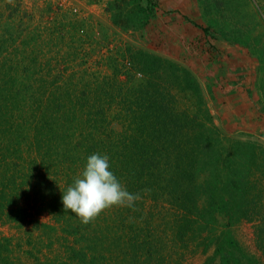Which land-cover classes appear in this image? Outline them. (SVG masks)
Wrapping results in <instances>:
<instances>
[{"label": "trees", "instance_id": "obj_1", "mask_svg": "<svg viewBox=\"0 0 264 264\" xmlns=\"http://www.w3.org/2000/svg\"><path fill=\"white\" fill-rule=\"evenodd\" d=\"M206 1L198 0L199 5H206ZM130 2L133 12H125L124 20L143 26L153 10L141 5L139 0ZM113 7L118 9L120 4L115 3ZM119 15L118 12L111 14L113 23H116ZM7 16L11 22H5V31L0 33V53L3 47L9 46L5 37L9 39L8 43L17 36L30 38L24 26L13 27L12 15ZM212 24L209 20L204 29H211ZM218 33L229 43L248 45L246 38L237 34L229 36L232 33L223 28H219ZM25 39L23 45L28 43ZM26 48L23 47L21 53L27 52ZM135 53L137 58H134V68L139 72V77L124 70L125 79L120 80L117 78L118 69L109 81L98 80L95 86L77 91L81 88L78 83L86 79L69 76L64 78L65 85L62 88L66 89V93L55 94V91L46 88L45 82L49 81L46 75L39 77L43 68L38 65V69L32 61L33 64L24 68L30 70L29 74H33L34 79L28 80L27 86L21 88L18 94L16 88L12 91L18 85L15 80H12L5 94L0 87V138L3 136L8 141L5 148L9 150L0 157V164H4L0 170V220L21 219L26 214L27 206L19 202L23 195L24 198H46L48 206L52 205L54 198L62 197V192L80 174L87 157L99 153L109 157L110 170L129 192L135 191L141 198L147 193L150 199L146 197V201L148 198L154 203L160 202L158 205L162 208L166 205L172 208L169 212L167 207L163 208L166 214L162 217L172 235L169 237L171 245L166 243L172 253L165 250L162 244L164 237L152 236V211L149 210L145 216V222L150 221L144 231L139 224L127 225L125 210H122L118 221L104 210L101 212L103 221L96 220L93 225H84L86 231L82 224L76 222L67 230L76 236L75 242L83 240L88 243L86 256L88 251H95V255L84 259L83 263L108 264L106 262L115 253L118 264H177L190 248L194 250L195 245H202L203 252L213 248L203 264H213L214 260H217V264H257V257L242 249L229 227L242 217L252 220L256 213L260 215L264 211L260 194L262 190L255 193L251 181L253 173L264 167V155L256 153L255 143L239 139H233L227 149L219 146L212 152L208 151L211 144L208 145L207 140L202 138L200 129L199 133L187 134L189 125L175 118L185 116H179L174 102L177 100V86L186 81L187 85L191 82L194 88V77L173 61L147 51ZM258 56L260 61L262 56L260 53ZM0 62L3 64V59ZM10 66H15L14 62ZM69 90H73L74 95L63 102ZM117 98L121 108L117 114H112L108 107ZM96 100L102 102L90 115L89 106H93L91 103ZM32 106L39 111L37 118L45 125L30 139L29 129L40 126L34 118L36 111ZM49 109L54 111L53 115ZM107 114L111 120H108ZM71 117H77L79 124H71ZM185 118L189 119L187 115ZM116 119L121 121L120 127L126 121L131 123L124 125L120 131L117 129L118 123L114 121ZM133 123L137 132L130 133L128 129ZM159 131H164L167 147L162 156L153 153L150 157L147 149L153 151L159 144L163 146L162 141L158 143L159 139L152 138V134L157 132L158 136ZM27 156L30 161L28 170L27 166L20 165L19 160ZM41 170L57 171L66 180L63 185L56 186L58 182L48 178L47 173ZM206 170L210 176L201 179ZM21 184L30 185L27 193L26 186L19 187ZM142 207L141 202L135 203V209L141 215L145 214L139 211ZM124 209L127 212L130 208ZM114 223L121 226L120 233L112 231ZM256 228V242L264 254V218L261 223H257ZM132 253L137 258L131 263L128 258Z\"/></svg>", "mask_w": 264, "mask_h": 264}, {"label": "rangeland", "instance_id": "obj_2", "mask_svg": "<svg viewBox=\"0 0 264 264\" xmlns=\"http://www.w3.org/2000/svg\"><path fill=\"white\" fill-rule=\"evenodd\" d=\"M139 2L153 10V14L143 26L133 25L132 21L124 20L125 12H133L130 9V0H0V33L5 31L4 25L11 22L7 16L11 14L13 27L24 26L30 36L27 39L17 36L11 43H8L9 39L3 36L9 45L7 48L3 47L0 53V59H3V64L0 62L2 70L0 87L3 94L11 87L12 80L18 83L12 89L13 91L16 88L18 94L21 88L27 86L28 80L34 79L33 74H29L30 70L24 68V66L29 67L33 62L37 64L38 69L40 68L38 65L43 68V71L39 72V77L46 75L45 78L49 80L45 82L46 88L55 91V94L66 93V89L62 88L65 85L64 78L69 76L86 79L78 83V87L81 86V88L77 91L95 86L98 80L109 81L118 69L120 72L117 73V78L120 80L125 79L124 70L139 77V72L134 68L137 58L135 52L147 51L187 69L196 81L194 88L191 87V82L187 85L186 81L177 86V100L174 101L179 110V116L187 115L189 118L175 117L179 118L180 122L183 121V124L189 125L187 134L199 133L200 129L202 138L207 140L208 145L211 144L212 149L208 147V151L211 152L219 146L221 149H227L233 139L250 141L255 143L256 153L263 156L264 130L255 133L235 132L233 124L225 120L230 115L225 109L230 106L226 105L225 97L221 98L219 89L215 88L216 91H214L211 87L215 81L212 82L209 71L213 62L217 60L214 55L208 53L219 50L216 46L219 40L226 42L218 33L219 28L231 32L229 36L237 34L246 38L248 45L238 44V46L242 50L241 59L243 62L246 61L247 67L243 63L237 71H240V75L243 72L241 79L250 83V86L256 90L255 93H258L259 97H256L258 114L259 117L260 114L264 116V0H207L206 5H199L198 0H139ZM115 3L120 4L118 9L113 7ZM108 7L120 14L116 23L112 22L111 17L114 12ZM209 20L213 22L211 29H204ZM16 31L15 29V33ZM23 39L28 40L26 45H23ZM25 46H27V52L21 53ZM14 49L17 51H13ZM258 53L262 56L260 61ZM13 62L15 66H10ZM179 76L182 77V75ZM21 78L26 79L20 80ZM216 81L218 83L219 79ZM60 90L61 93H59ZM72 95H74L73 90H69V95H65L62 101H67ZM97 97L100 98L98 95ZM101 102L96 100L91 103L93 106H89L90 115L95 107H100ZM32 108L35 107L32 106ZM108 108L111 109L112 114H117L121 108L118 98ZM34 110L36 111L34 118L38 120L40 126L36 128L37 130L29 129L28 138L30 139H33L37 131H41L42 126L45 125V122L37 118L39 111L36 108ZM48 111L51 115L54 114L52 109ZM107 117L109 120L110 115L107 114ZM114 121L118 123L117 129L120 131L123 130L124 125L131 123L126 121L120 127L121 121L119 119ZM69 122L76 126L79 124V119L71 117ZM134 126V123L130 125L128 129L130 133L137 132V127L134 129ZM157 132L152 134V138L159 139L158 143L162 141L163 146L159 144L153 151L147 149L150 157L154 154L162 156L167 147L164 131H159L158 136ZM6 143L8 141H5L2 136L0 157L5 156L9 151L5 148ZM10 153L12 154L11 150ZM34 155L30 154V156ZM19 160L20 165L27 166V170L30 168L28 156ZM3 166L4 164H0V170ZM41 171L47 173L48 178L54 182L57 181L56 186L63 185L66 180L57 171L55 173L48 170ZM209 176L210 173L206 170L201 175V179ZM251 181L253 182L252 190L255 193L262 190L260 194L264 206V167L253 173ZM25 186L26 184H21L19 187ZM29 188L30 185L25 187L26 193ZM131 193L136 192L131 191ZM146 197L150 199L149 194L145 193L143 198L137 201L143 204V207L139 209L145 213L143 215L132 209H127L126 212L124 209L126 207L114 206L106 211L118 221L122 210H125L127 218H124L128 219L127 225L139 224L144 231L150 221L145 222V216L149 210L152 211L154 216V224L151 227L152 236L164 237H161L164 240L162 244L165 245V250L172 253L166 244L172 235L162 218L166 214L163 208L167 207V212L172 208L168 205L162 208L158 205L160 202L154 203L148 198L146 201ZM34 199H36L35 202H33ZM54 200L55 202L48 206L46 198L31 196L24 198L23 195L19 202L27 206L26 214L21 219L0 220V264H45L46 262L48 264H85L84 259H90L92 255H95V251L92 250L88 251L86 256L88 243L83 240L75 242L76 236L67 232L73 224H82L79 218L74 213L64 210L61 197L57 196ZM263 213L260 215L256 213L252 220L242 217L229 227L242 249L257 257V264H264V254L256 242L258 232L256 225L264 218ZM102 216L104 215L100 214L98 218L91 221V225L96 220L103 221ZM82 225L86 231L84 224ZM120 227L119 224L114 223L112 231L120 233ZM139 236L136 234L137 238H140ZM202 248V245H195L194 250L193 247L190 248L177 264H203L206 255H210L213 248H208L207 252H203ZM134 258L137 257H134L132 253L128 260L132 263ZM106 263L118 264L115 253ZM213 264H217V260H214Z\"/></svg>", "mask_w": 264, "mask_h": 264}, {"label": "clouds", "instance_id": "obj_3", "mask_svg": "<svg viewBox=\"0 0 264 264\" xmlns=\"http://www.w3.org/2000/svg\"><path fill=\"white\" fill-rule=\"evenodd\" d=\"M140 199L139 193L129 192L110 170L109 157L99 153L87 157L84 168L61 197L64 210L74 213L84 225L114 206L135 211Z\"/></svg>", "mask_w": 264, "mask_h": 264}, {"label": "crops", "instance_id": "obj_4", "mask_svg": "<svg viewBox=\"0 0 264 264\" xmlns=\"http://www.w3.org/2000/svg\"><path fill=\"white\" fill-rule=\"evenodd\" d=\"M216 46L219 47V50L211 49L212 51L207 52L214 55L217 60V62H213L209 72L212 82L215 81L211 87L214 88V91H216L215 88L219 89L221 98L225 97L224 99H227L226 105L230 106L225 109L227 114L230 113L225 120L233 124L235 132L249 131L255 133L264 130V116L260 114L259 117L258 114L256 97L258 98L259 95L255 93L256 90L250 86V83L241 79L243 72L241 76L240 71H237L243 63L247 67L246 61L243 62L241 59L243 56L241 55V48L238 44L222 42L221 40ZM222 78L226 81L223 82ZM216 79H219L218 83Z\"/></svg>", "mask_w": 264, "mask_h": 264}]
</instances>
